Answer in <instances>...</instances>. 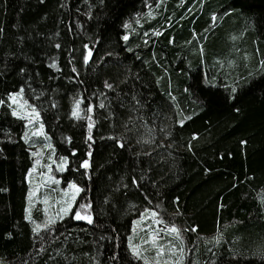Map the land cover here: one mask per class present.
Here are the masks:
<instances>
[{
    "label": "trees",
    "instance_id": "16d2710c",
    "mask_svg": "<svg viewBox=\"0 0 264 264\" xmlns=\"http://www.w3.org/2000/svg\"><path fill=\"white\" fill-rule=\"evenodd\" d=\"M158 4L0 0L1 264H144L130 234L145 210L177 229L185 264H264V0ZM213 15L229 26L205 39ZM20 90L80 188L38 230L44 140L13 111Z\"/></svg>",
    "mask_w": 264,
    "mask_h": 264
},
{
    "label": "rangeland",
    "instance_id": "374dc122",
    "mask_svg": "<svg viewBox=\"0 0 264 264\" xmlns=\"http://www.w3.org/2000/svg\"><path fill=\"white\" fill-rule=\"evenodd\" d=\"M184 1L159 0L158 5L168 11L172 10V4L181 6ZM228 20V17L213 15L210 25L204 29L205 39L211 33L229 26ZM230 37L234 36L230 35ZM200 49H203L202 41ZM10 103L14 113L25 119L27 137L33 141L39 137L44 140L41 144H33L35 158L33 167L28 174L30 192L26 215L27 218H30L33 207L37 203L41 204L43 220L33 223L34 230H38L69 216L80 188L73 181L63 183L62 177L58 175L64 171L67 160L65 157L56 156L51 149L38 110L29 103L21 90L10 95ZM77 105L75 108L78 107ZM76 109L78 110V108ZM78 216L79 218H77ZM74 217L75 219H88L85 214L79 211L74 214ZM133 224L130 234L131 250L140 257L144 264H185L182 237L176 228L163 223L157 211H143Z\"/></svg>",
    "mask_w": 264,
    "mask_h": 264
},
{
    "label": "water",
    "instance_id": "95a60500",
    "mask_svg": "<svg viewBox=\"0 0 264 264\" xmlns=\"http://www.w3.org/2000/svg\"><path fill=\"white\" fill-rule=\"evenodd\" d=\"M89 57H90V54L88 53V54H87V58H86V62H88Z\"/></svg>",
    "mask_w": 264,
    "mask_h": 264
},
{
    "label": "snow or ice",
    "instance_id": "6c2138e0",
    "mask_svg": "<svg viewBox=\"0 0 264 264\" xmlns=\"http://www.w3.org/2000/svg\"><path fill=\"white\" fill-rule=\"evenodd\" d=\"M125 38H126V37H125ZM85 167H87V165H85ZM77 218H79V216H78Z\"/></svg>",
    "mask_w": 264,
    "mask_h": 264
}]
</instances>
